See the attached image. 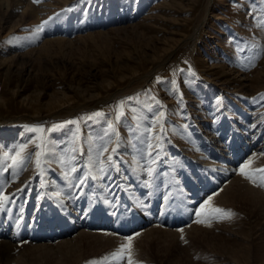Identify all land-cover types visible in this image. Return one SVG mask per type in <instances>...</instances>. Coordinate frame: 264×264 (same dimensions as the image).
<instances>
[{"label": "rangeland", "instance_id": "374dc122", "mask_svg": "<svg viewBox=\"0 0 264 264\" xmlns=\"http://www.w3.org/2000/svg\"><path fill=\"white\" fill-rule=\"evenodd\" d=\"M194 123L223 154H212ZM262 142L264 0H0V194L9 198L0 234L14 236L19 221L32 235L69 219L148 220L122 233L95 229L99 236L75 226L69 243L52 234L51 252L11 253L0 264H264ZM21 148L14 165L8 157ZM239 149L225 178L200 191L210 169L195 177L199 161H228ZM244 165L255 183L240 174ZM102 176L133 180L140 192L97 194L92 181ZM32 188L42 224L39 206L23 203ZM129 237L131 249L114 257Z\"/></svg>", "mask_w": 264, "mask_h": 264}, {"label": "bare ground", "instance_id": "6f19581e", "mask_svg": "<svg viewBox=\"0 0 264 264\" xmlns=\"http://www.w3.org/2000/svg\"><path fill=\"white\" fill-rule=\"evenodd\" d=\"M16 1H18L22 5V4H25V1L26 0H16ZM27 5L29 7H31V5H29V4H27ZM49 7H50V4H44L42 6H39V8H38L39 10H37V11H34L33 10L34 11L33 14L34 15H38L39 12L40 13L41 12H44L46 10V8H49ZM237 112L240 113V117H239L240 119L238 121L236 120L235 123L238 124L237 125V131L239 132L243 128V126H244L242 122L240 123V121H243V120L246 119V112H245V110L243 108H240ZM225 121H226V124L227 125L224 126V127L227 128L229 123H228V121L226 119H225ZM194 124H195V128L194 129L192 127H190V128L192 129V131L193 130L197 131V134H199V136L201 137V139H200V137H199V139L202 140V141H204L203 142L204 145H205V142L206 143L209 142L208 144L210 146H212V151H211L212 154L213 153L214 154L215 153H218L217 151H222L221 148L218 149V147H216L217 145H214V143L211 142L212 139H213V137L216 138V136H212L213 134L204 135V133H203L204 132L203 131V127L204 126L199 125L197 123H194ZM217 130L220 131L219 132L220 134L222 133V129L220 127H218ZM197 134L195 133V136L196 137H198ZM210 139H211V141H210ZM202 141L198 143L200 145V147H204V145L202 144ZM262 143L263 144H259L258 146H262V148H260V149L264 150V142H262ZM243 150L244 149H242V150L239 149V152L237 151L238 153L232 154V157L227 159L228 161H225V159L227 158L225 155L221 156L222 158L218 156L219 159L217 157L213 159V157L210 156L209 159L205 160V163H201V161H199V165H201V166H200V168L198 167L199 170L197 169V171H196L197 173L195 174V177H198L197 175L200 173L201 167L203 165L208 166L210 170L207 172V173H209V175L208 176L206 175L207 176V179L205 180L204 185L202 184V186L198 187V189L200 188V191H202V190L204 191V190H207L208 187H210V186L213 187V185L216 184L217 182H219V181L221 182L225 178V176L227 175V173L230 172V169L233 167L232 164L234 163V161L232 160V158H235L236 160H238L239 159V156L242 155ZM205 151H208V150L205 149ZM219 153L220 154H223L224 151L219 152ZM81 159L82 158H80L79 161H81ZM231 160L233 161V163L231 162ZM227 163H229V164H227ZM122 171H124V169ZM126 172L127 171L125 170L124 173H126ZM26 175L27 174L25 173V175L23 176V178L20 179L21 180L20 181V184L25 182V179H27V176ZM53 182H55V181L53 180ZM92 182H93L92 184H93L94 190L96 191L97 194L99 192L106 191L108 194L114 193L116 196H120L121 193H123L125 191H128L131 188H135L136 189V187L134 186V181L132 180V182H133V184H132V182L130 181V179H127V178H126V180L124 182L121 183L118 179H115L114 181H109V179H107L105 176H102V177H99L96 180H93ZM20 184H18V185L21 186ZM16 186L17 185H14L15 188H16ZM54 188L56 189V191L58 190L56 186H54ZM79 189H80V186H79L78 190ZM34 191H35V188L27 189L25 191V193H24L25 197H24V202L23 203H27L25 206L27 207L26 210H29V211H31V206L32 205H34V208L36 206H39V207H36V209L34 211V216L33 217H34V223L42 224V219H40L41 218L40 216H42L44 214V212L42 211L41 205L39 203L34 202V198H33V196L35 195ZM135 191L140 192L139 189L138 190L136 189ZM191 192H194L193 193L194 195L195 194L198 195V193H199L198 191H196L194 189ZM58 193L61 196V200H65L68 203L67 200H69V199H68V197L65 196L67 193L65 194V192H64L65 195L63 193H60V192H58ZM20 197L22 198L21 193H20V196L16 199V204L18 202H20V200H21ZM57 197L60 198L59 195ZM80 197L81 196H79L78 198H80ZM123 198H124V196H123ZM73 199H74V197H73ZM38 201H39V197H38ZM77 202H78V200H77ZM72 203L73 202L71 200L69 206H73V204H75V203H73V204ZM78 203H80V202H78ZM25 206H24V209H25ZM15 210H12L13 212L10 211L9 215L10 214H14L15 213ZM32 213H33V211H32ZM72 216H74V215H72ZM76 217H78V216H76ZM134 220H136V221H134ZM58 221H60V220H58ZM88 221H86L84 219H83L82 222L80 220H77L75 223H73L71 221V219L66 220V223H61L62 222L61 221V222H58V223L54 224L55 227H54V229L52 231L50 229V228H52V225L50 223V224H47V228H44L42 226L41 227H34V230L35 231L33 232L32 235H31V232L28 231V230H26L25 232H23V230H21L22 229L21 228V225H23V224H22L21 221H19L18 222L19 225H15L14 226L15 227V235H14L15 237L12 234L13 231L11 230V228H9L7 230H2L1 231V234H0V260L2 258H10L11 253L14 254V255H19V257H20L21 255L26 256L27 254H30L32 251H37V250H40L41 252H44V253L46 251L51 252L50 245L53 243L52 241L55 238L54 236H56L58 238L59 237H62V238L63 237H67L66 234L72 233V230H73V228L75 226H79V227H83V228L84 227L94 228L93 233H91V232L90 233L93 234V235L99 236L101 232L100 233H96V232H94V231H96L95 229L106 228V229H109L110 231L111 230L112 231L114 230V231H118V232L122 233L124 231H128L129 229H131L133 227V226H131V223L134 222V225H144V224L147 223L148 220L146 218H144V216L139 215V214L138 215L136 214V218H133L132 221H130V222L128 221L124 225H120L116 221H112L110 223L109 222H106L104 220V217L103 218H100L98 220V222L88 223ZM53 223H55V222H53ZM83 228H80L79 229V231H80L79 232V235H85V234L89 233V231H87L86 228L85 229H83ZM47 233H48V235H47ZM52 234H53V237L54 238H49V236H51ZM70 240L71 239H69V238L68 239L67 238H63V239L60 240L59 243H63V242L69 243ZM59 243L56 244V247L60 246ZM13 252H15V253H13Z\"/></svg>", "mask_w": 264, "mask_h": 264}, {"label": "snow or ice", "instance_id": "6c2138e0", "mask_svg": "<svg viewBox=\"0 0 264 264\" xmlns=\"http://www.w3.org/2000/svg\"><path fill=\"white\" fill-rule=\"evenodd\" d=\"M33 2L36 3V2H39V0H33ZM95 115H100V113H96ZM162 115H163V113H161V116ZM68 123H72V121H69ZM32 131H42V129L33 128ZM104 151H107V149H104ZM22 152H23V148H21L20 152H17L15 154V156L8 157V158H10L12 160V162H13L14 165L20 162V158H21V153ZM5 155L7 156V154H5ZM41 155H42L41 152H37L36 153V156H37V161H36L37 167L40 166V159H39V157ZM108 159L111 160L112 159L111 156H109ZM247 167H248V165H244L241 168V170H240V174L241 175H244L249 180H253V177L251 175H249L247 172H245V168H247ZM256 171H259V172L264 173V169H257ZM149 175H151V170H149ZM253 182L255 183L254 180H253ZM257 186L264 187V177H262V182L259 185H257ZM8 199L9 198L6 195L0 194V207H2L3 206V202L4 201H7ZM209 203H210V201H205V204L201 205V209L200 210H197L196 215L198 217L201 216L202 211L205 209V207ZM211 211L213 213L219 214L218 218H229L230 219L234 215V213H232L231 210H227L226 211V210L220 209V208H212ZM196 222L197 223L206 224L207 226H211V222L210 221H206V220H203V219L197 220ZM181 239H183V236L181 237ZM131 240H132V238L129 237L128 238V243L127 244H124V245H121L120 246V249L116 253H113L112 255L114 257H116V256H119L126 249L130 250L131 249ZM90 264H99V262H90ZM128 264H132V260H131L130 257H129Z\"/></svg>", "mask_w": 264, "mask_h": 264}]
</instances>
